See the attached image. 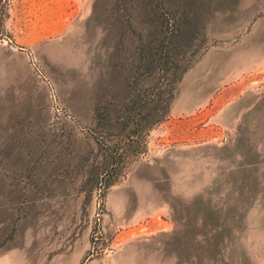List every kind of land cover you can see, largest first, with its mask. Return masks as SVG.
Masks as SVG:
<instances>
[{
	"label": "rangeland",
	"instance_id": "rangeland-1",
	"mask_svg": "<svg viewBox=\"0 0 264 264\" xmlns=\"http://www.w3.org/2000/svg\"><path fill=\"white\" fill-rule=\"evenodd\" d=\"M100 4L0 0V264H254L264 0H205L166 73Z\"/></svg>",
	"mask_w": 264,
	"mask_h": 264
},
{
	"label": "trees",
	"instance_id": "trees-1",
	"mask_svg": "<svg viewBox=\"0 0 264 264\" xmlns=\"http://www.w3.org/2000/svg\"><path fill=\"white\" fill-rule=\"evenodd\" d=\"M100 1V5L105 6L106 11L112 12L113 23L118 26H126L130 29L131 35L137 38L136 52L139 55L143 56L147 46L151 49L148 53L150 57L146 60L149 65L146 67L149 73L150 69H159L161 73L168 72V65L176 61L174 54L180 50L179 47L184 45L186 40L189 41V43L186 42L187 45L192 43L190 35L195 32L192 29L206 21L205 0ZM142 25L154 27V37L147 43H144L142 32L138 31ZM140 97L141 100L138 104L133 101V105L136 104L133 111L134 121H137L139 117L144 119L143 108L147 103L142 95ZM163 109H167V106ZM209 239L208 236L205 238L206 241Z\"/></svg>",
	"mask_w": 264,
	"mask_h": 264
},
{
	"label": "clouds",
	"instance_id": "clouds-1",
	"mask_svg": "<svg viewBox=\"0 0 264 264\" xmlns=\"http://www.w3.org/2000/svg\"><path fill=\"white\" fill-rule=\"evenodd\" d=\"M174 195L181 198L185 203H191L196 197L204 195V189H193L182 192H175ZM169 260L174 261L175 256L169 257ZM254 264H264V250H261L260 254L257 256Z\"/></svg>",
	"mask_w": 264,
	"mask_h": 264
}]
</instances>
